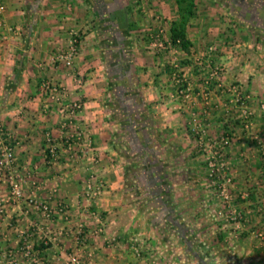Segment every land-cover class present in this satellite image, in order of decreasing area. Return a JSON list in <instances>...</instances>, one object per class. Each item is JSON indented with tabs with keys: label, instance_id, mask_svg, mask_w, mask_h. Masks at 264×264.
I'll return each instance as SVG.
<instances>
[{
	"label": "crops",
	"instance_id": "obj_1",
	"mask_svg": "<svg viewBox=\"0 0 264 264\" xmlns=\"http://www.w3.org/2000/svg\"><path fill=\"white\" fill-rule=\"evenodd\" d=\"M4 2L0 124L19 142L14 171L22 197L0 179V264H66L74 251L83 264H198L188 238L197 230L213 249L237 243L231 253L240 264H264V241L253 236L264 229V0H196L189 51L169 44L176 0ZM77 35L69 67L57 58ZM207 54L222 67L214 84L205 77L213 67ZM44 81L63 88L61 102L44 92ZM235 84L247 95L257 140L241 134L223 153L235 184L249 182L253 201L249 232L234 244L227 225L204 221L221 211L213 192L201 188L209 155L192 118L207 122L211 134L243 131L230 122L240 114L232 105ZM74 102L83 109L71 125L67 106ZM78 130L91 147L69 151ZM92 175L105 188L89 200ZM223 250L217 253L228 256Z\"/></svg>",
	"mask_w": 264,
	"mask_h": 264
},
{
	"label": "rangeland",
	"instance_id": "obj_2",
	"mask_svg": "<svg viewBox=\"0 0 264 264\" xmlns=\"http://www.w3.org/2000/svg\"><path fill=\"white\" fill-rule=\"evenodd\" d=\"M204 56H205V59L207 58L206 60L209 59L210 63L212 61L211 65L213 64L212 66L214 67V68L212 67V70H210L205 77H207V80L208 79L210 80L207 82H209L210 84H212V83L214 84V82L216 81L215 79H218V77L221 75V68L222 67H220V65L216 62V59L214 56L210 57V56H208V54L204 55ZM203 62H205V61H203ZM202 67H204V66L202 65ZM213 71H217V72H219V74L217 76L212 77L211 74L213 73ZM198 73H201L202 76L204 74V72H198ZM235 85H237V84H235ZM241 92L243 93L244 96L247 97V95L244 93V91L242 89H241ZM232 93H233L232 94V96H233L232 99H233L234 95H235L233 89H232ZM228 105H229V103H228ZM232 105L236 106L240 112L239 115H238V113H235L233 116L232 115L230 116V117H234L235 120H236L237 116H238V119H241L243 125H239V128H240L239 130H241V129L242 130L244 129V130L240 131V133L236 132V131H231L229 129L230 131H228L227 132L228 134H226V135H224L223 133H220V132H217V133L213 132L211 134L208 131L207 122L201 120V118L199 116L192 118V124H193L192 133L195 135L198 143L201 146H203V148L205 150L204 155L206 156V158L208 155H209L208 158H211L216 151L221 152V153H225L226 149H227L226 147H229L233 141H236L237 138L241 134L242 135L246 134V136H249V138L248 137L246 138V141L253 142V141L257 140L256 138H254L253 134L250 135V131L252 128V123H253V121H252L253 115L250 118L251 124L249 125V127H246L247 122H246L245 118L242 117L241 106L236 104V103H234ZM245 105L249 108L248 100L246 101ZM223 139H225V141H223ZM224 158L228 164V166H227L228 168L227 169L225 168V170H220V171L215 170L213 173L214 174L213 177L209 176L211 174V170L209 168L208 161H206V163H207L206 168L208 171V175H207L206 180L201 182V184H202L201 188H204L207 191V193L213 192V194H214L213 198L216 199L215 202L213 203L214 204V210L216 209L217 210L216 212H218V211H221V212L215 213L216 218H214V217L210 218L206 214L207 218H205V219H207V220H204V221H208L209 219L210 220H216L215 222L219 223L221 226L227 225L228 227L226 228V230L227 231L229 230L228 232H230L231 237H232L230 242H234V244H235L239 240L238 238H240L241 233L249 232L246 230L248 222H249L248 216L250 215V213L248 212V210H250V209H248V208H249V206L251 207V205H249V204H251V202H253V201H252L251 197L249 196L250 191H247V189L249 190V188L247 187L249 182H243L242 183L243 186H241L240 184H238V185L235 184L236 182H235L234 176L232 174L233 169L235 167H233L234 165L232 164V162L229 159L226 158L225 155H224ZM203 184H204V187H203ZM236 187H238L241 190L237 191ZM206 188H208V189H206ZM224 189H226L225 193L227 192L226 194H228V196H229L228 200L224 196V193H223ZM207 198H210V197H206L205 199L207 200ZM203 199L204 198H201V200H203ZM216 205L219 206V208ZM260 205H261V207L263 206L262 209L264 210V201H262L260 203ZM263 210H261V212L264 215ZM236 218H238V219H236ZM200 219H201V217H200ZM179 220L183 224L184 223L188 224L187 219H186V222L183 221L181 218H179ZM163 224H165V223H163ZM202 231H204V229ZM165 232H166V230H164V233ZM195 232L199 233V231L197 230V231H191V234H188V238H189V242H190L189 244H191L190 247H193L194 250L196 248L197 253L201 257L204 258L205 262H207L208 264H240L241 261L234 260L233 259L234 255H232V253H231L234 250V248H235V251L237 250V246H239L237 243L234 246L232 245V247L231 246H229V247L218 246L219 248L213 249L216 246L211 245L212 242H210V243L208 242V243L204 244V241H200V238L196 235ZM169 233H170V231H169ZM254 233L255 234H253V236H255L257 239H260L261 241H264V239L259 235V234L264 233V229L255 230ZM167 234H166V236H167ZM170 235L175 236L176 240L178 239V234L176 232L170 233ZM200 236L203 237V235H200ZM196 239L199 240L200 243L199 242L196 243V241H195ZM205 242H206V240H205ZM263 244H264V242H263ZM184 248H186V246H184ZM187 248H188V246H187ZM220 249H225V250H223V252H226V253L228 252L229 255L228 256H220V254H218V253H222L219 251ZM189 251H191V250H189ZM193 262H194V259L192 258L191 260L187 261L186 263L189 264V263H193ZM197 262L199 264V260H197ZM245 264H247V263H245Z\"/></svg>",
	"mask_w": 264,
	"mask_h": 264
},
{
	"label": "built area",
	"instance_id": "obj_3",
	"mask_svg": "<svg viewBox=\"0 0 264 264\" xmlns=\"http://www.w3.org/2000/svg\"><path fill=\"white\" fill-rule=\"evenodd\" d=\"M5 11H6L5 2L4 0H0V15L4 14ZM169 44H172L171 39ZM78 45H79V37L77 35L71 39L69 44V49L58 56L57 58L58 61L65 63V65L69 67H72L78 55ZM155 47H165V43L156 42ZM218 74L219 72L213 71L211 76L214 77L217 76ZM81 83L82 82L80 81V84ZM42 87L44 92L48 93L49 98L54 102H61L63 100V94H62L63 88L60 85L54 84L49 81H44ZM188 90H189L188 88L181 87L179 90V94L186 96ZM233 91L235 95L232 101L233 103H236L241 106L242 117H244L247 122L246 127H249V125L251 124L250 118L252 116V111H250L249 108L245 105L247 101L246 99L247 97L243 95V93L241 92V88L237 85L233 87ZM67 108L70 114L68 123L72 125L73 118L75 117L76 114L82 111L83 104L81 102H74L73 104L68 105ZM67 125L68 124H64L65 127ZM76 132L72 133L69 140L67 141V149L69 151L73 150L72 152H74V144H79V143L83 144V142H85L88 147H91V142L89 140H85L83 132L81 130H78ZM50 141L51 139L49 140V142ZM223 141H225V139H223ZM17 145H19V142L11 140V136L8 134V132L5 130L2 124H0V179L6 176L13 196H15L16 198H21L22 179L18 178V176L15 174L14 171L15 161H16L15 150ZM48 149L51 154V159L56 161L59 157L57 146L53 144L50 145ZM208 163H209V168L211 170V174H210L211 177L214 176L213 173L215 170L220 171V170H225V168L226 169L228 168L227 167L228 164L224 158V154L218 151H216L211 158H208ZM104 188H105V183L101 180H97L96 176L92 175L91 179L87 182L85 187L87 199L92 200L98 198L101 195ZM225 191L226 189L223 190V193L225 198L228 200L229 196L228 194H226L227 192L225 193ZM31 204H35V201L32 200ZM97 220L99 221L100 218L97 217ZM259 235L264 239V233ZM66 264H83V259L80 252L74 251L70 255Z\"/></svg>",
	"mask_w": 264,
	"mask_h": 264
},
{
	"label": "trees",
	"instance_id": "obj_4",
	"mask_svg": "<svg viewBox=\"0 0 264 264\" xmlns=\"http://www.w3.org/2000/svg\"><path fill=\"white\" fill-rule=\"evenodd\" d=\"M176 3H177L179 17L177 20H175L172 23V28H171L172 44L174 46L181 48L183 51H189L190 47L192 46V43L188 39L187 29L190 21L197 16L198 4L196 0H176ZM232 121L235 124V126L243 125L241 119L235 120V118L232 119V117H230V122L232 123ZM227 132L228 131H225L223 132V134L226 135L228 134ZM192 252L195 253V250H192ZM196 255L199 259V264H207L206 262H204L203 257H201L198 253H196Z\"/></svg>",
	"mask_w": 264,
	"mask_h": 264
}]
</instances>
